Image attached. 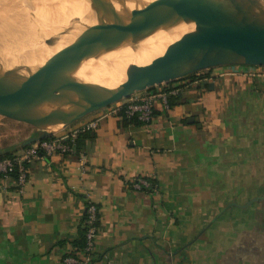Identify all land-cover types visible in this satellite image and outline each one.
<instances>
[{"label":"crops","instance_id":"1","mask_svg":"<svg viewBox=\"0 0 264 264\" xmlns=\"http://www.w3.org/2000/svg\"><path fill=\"white\" fill-rule=\"evenodd\" d=\"M225 68L153 87L179 92L169 108L157 100L147 124L119 117L126 99L75 122L106 114L75 152L38 153L20 189L0 178V264L83 256L73 240L87 201L99 211L89 264H264V199L251 201L264 193L238 188L243 178L223 159L217 82L228 79ZM138 176L156 190L133 189ZM230 203L238 205L224 209Z\"/></svg>","mask_w":264,"mask_h":264},{"label":"water","instance_id":"2","mask_svg":"<svg viewBox=\"0 0 264 264\" xmlns=\"http://www.w3.org/2000/svg\"><path fill=\"white\" fill-rule=\"evenodd\" d=\"M38 0H5L0 4V26L16 12ZM94 3L68 16L52 29L35 37L11 61H0V114L32 125L36 136L30 145L66 129L87 115L136 92L185 78L217 66L264 65V25L254 17H241L215 10L143 6L138 0H92ZM119 26L135 30L162 48L145 49L123 69L124 81L108 82L110 71L96 77L99 87L85 98L42 110L24 80L45 60L76 50ZM93 79V77H90ZM89 78L83 79L87 82ZM1 95L16 101L3 106ZM39 155H42L39 152ZM264 199L257 196L253 200ZM250 201V202H251ZM237 203H230L224 209Z\"/></svg>","mask_w":264,"mask_h":264},{"label":"bare ground","instance_id":"3","mask_svg":"<svg viewBox=\"0 0 264 264\" xmlns=\"http://www.w3.org/2000/svg\"><path fill=\"white\" fill-rule=\"evenodd\" d=\"M4 1L5 0H0V4ZM177 1L178 0H176V3ZM188 1L192 2L190 0H187V2ZM235 1L236 0L231 1V4H233L232 2ZM258 1L256 3H258ZM260 1L262 2L264 0ZM228 2L227 0H196V3L194 5H203L207 9L209 7L216 8V6H219L222 10L221 6L229 4ZM93 3L94 2L92 0H38L32 2L31 4H28V7L22 10H16V12L10 17V19H8V21H13L12 27L14 30L13 32L10 31L12 32V42L10 43L11 45L5 47L9 52V55L13 57L9 61L17 56L16 52L19 51L20 47L27 40H33L38 35L52 29L53 27L61 23L68 16L77 13L82 8H85L86 6ZM247 3H249V1H247ZM180 6L181 5H179L178 8H180ZM187 6L190 7V5ZM259 6L261 7V5L258 4L256 8L259 9ZM236 7L239 9L238 5H236ZM236 7L235 9L237 10ZM247 7H249L248 4ZM263 7L264 5L262 6V8ZM199 8L203 9L202 7ZM251 8H253L254 10V5ZM262 8L261 10L259 9V11L263 12ZM223 9L227 10L226 8ZM230 12L231 11H226V13ZM241 16H243V14ZM9 27L8 31L10 30ZM116 29L117 32L115 30L116 33H112L113 35L111 36L105 37L104 35H102L100 39L90 44L81 46L76 50L62 54L52 60H44L38 68H36L30 75H28V77L24 80V83L30 89L36 103L42 110L46 112H52L55 107H58L65 103H69L76 99L85 98L87 93L98 89L100 82L96 80V77L104 75L108 71L111 72L112 77L114 78L113 80L108 75V82L113 84L115 81L116 83L124 81L126 79L125 75H123L122 73L124 67L127 65V63L133 61L142 54V52H135L132 47H138L141 51H144L145 49L162 48L160 44L154 43L149 39L144 38L135 30L126 29L119 26H116ZM0 31L2 32V30ZM4 33L5 32H3L2 34ZM131 34H133L134 36ZM8 36H10V34ZM125 36L129 37L124 39ZM5 39L2 41H5ZM90 77H93V79H91ZM79 78H89L90 80H88V82H79ZM1 100L3 106L8 110L14 109L16 107V101L8 95H1Z\"/></svg>","mask_w":264,"mask_h":264},{"label":"rangeland","instance_id":"4","mask_svg":"<svg viewBox=\"0 0 264 264\" xmlns=\"http://www.w3.org/2000/svg\"><path fill=\"white\" fill-rule=\"evenodd\" d=\"M138 1L143 6L148 5L152 7H160L161 5H164L163 7L176 6L178 8L179 5H181V9L183 7V9L188 8L192 10H200L201 8L199 7H202L203 9L206 8L203 5H194L196 0H190L193 4L189 1L188 3L187 0H178L177 3L176 0ZM231 1L234 0H229V2L227 0L229 4L221 6L224 12L231 11V14L235 12L234 14L239 16L243 14L241 17L244 18L252 16L264 25V7L262 8L264 5L262 3H264V1L261 2L259 0V2L257 0L258 3H256V0H236L235 2H232L233 4H231ZM247 1L252 3L249 4ZM247 4L249 7H247ZM258 4L261 5V7L259 6L258 8L260 10L262 8L263 12L256 8ZM187 5H190V7ZM234 5L235 7L238 5L241 10L237 7L236 10ZM250 5L251 7L254 5V10ZM209 8H206V10H220V12H223L219 6H216V8ZM223 8H226L227 10H224ZM249 9H251L253 13ZM12 26L13 21L11 20L0 26V30H2V32L0 31V61H9L13 58L5 48L11 45L10 43L12 42L11 33L14 31ZM8 27L10 29L9 31ZM115 30L117 32L116 26H112L110 30L108 28L103 35L105 37L111 36L116 33ZM3 32L5 33L2 34ZM9 34L10 36H8ZM127 37L129 36H125L124 39ZM4 39L5 41H2ZM31 40H27L20 47L19 51L16 52V55L20 54ZM224 67H226V70L223 72H230L229 76H227L228 79L222 81L218 80L217 82V89L220 92L218 118L221 128V132H219L220 135H218L223 143L224 164L232 161L230 163H232L231 167L233 172L239 173V177L243 178V180H240L238 183V188L249 189V191L254 190L256 194L264 193V65H226ZM207 71L208 70H203L197 73V75H202ZM78 81L85 82L83 81V78H79ZM38 133V130L32 125L0 114V155L8 152L14 153L17 149L21 148L22 143L26 139L36 136ZM235 184L237 183H234V185Z\"/></svg>","mask_w":264,"mask_h":264},{"label":"built area","instance_id":"5","mask_svg":"<svg viewBox=\"0 0 264 264\" xmlns=\"http://www.w3.org/2000/svg\"><path fill=\"white\" fill-rule=\"evenodd\" d=\"M144 91L146 92L143 94H140L141 92H136L126 99L123 114L128 119H134L139 123L147 124L152 119L154 103L157 100H160L165 108H169L170 104L168 101V95L178 94L179 88H171L169 90V94L163 89L158 91H154L152 89ZM110 109V112H116L117 107ZM105 115V113H97L95 117L90 120H86L74 126H69L62 131L48 136L49 138L45 137L30 144L23 152L14 154L13 157L1 158L0 173L4 174L5 177H9L8 174L15 171L17 176L14 181L20 189L28 181V163L32 159L36 158L39 152L45 153L46 155H51L53 153L67 154L75 152V143L78 135L89 130H95ZM119 117L122 118L123 116L119 115ZM80 160L84 162L85 157L81 156ZM131 186L137 191L156 190V184L153 183V181L141 176L133 179ZM84 209L86 214L85 223L87 224V229L85 232L84 246L81 249L83 256L78 257L77 255L69 254L64 258V261L67 264H89L93 258L96 238L99 232V225L97 224L99 220V211L97 205L91 201L86 202Z\"/></svg>","mask_w":264,"mask_h":264},{"label":"trees","instance_id":"6","mask_svg":"<svg viewBox=\"0 0 264 264\" xmlns=\"http://www.w3.org/2000/svg\"><path fill=\"white\" fill-rule=\"evenodd\" d=\"M193 75H191L192 77ZM163 90H165L168 94H169V90L171 88H174V87H171L170 84H166L163 86ZM178 95V94H176ZM176 95H172V94H169L168 95V101H169V104L172 105V103L174 102L175 98H176ZM123 109H124V105L122 106V108L120 109V113L123 117V119L126 121V122H135V123H138L136 120L134 119H128L124 116L123 114ZM87 132V131H86ZM86 132H83L81 134L78 135L77 139H76V143H75V148L77 150V147H78V140L80 138V136H82L84 133ZM49 138V137H47ZM13 153H5L3 155H0V159L1 158H4V157H13ZM9 177L11 178H15L17 176L16 172L15 171H12L8 174ZM4 174L0 173V178H4ZM152 181V180H151ZM85 219H86V214L85 212L83 213V216L81 218V223H80V226H79V229H78V234L77 236L75 237V239L73 240V245L78 247L79 249H82L83 246H84V242H85V232H86V229H87V224L85 223ZM97 224L99 225V221L97 222Z\"/></svg>","mask_w":264,"mask_h":264}]
</instances>
